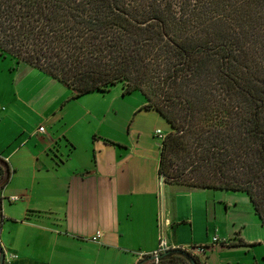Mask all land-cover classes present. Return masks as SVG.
<instances>
[{
	"label": "crops",
	"instance_id": "obj_1",
	"mask_svg": "<svg viewBox=\"0 0 264 264\" xmlns=\"http://www.w3.org/2000/svg\"><path fill=\"white\" fill-rule=\"evenodd\" d=\"M102 101L97 92L74 97L38 68L0 57V158L10 170L0 190L6 264H137L162 239L201 264H264V228L250 217L252 204L251 223L238 212L248 196L164 183L161 143L147 139L163 118L145 101L117 129L114 103ZM97 232L103 236L93 242Z\"/></svg>",
	"mask_w": 264,
	"mask_h": 264
},
{
	"label": "trees",
	"instance_id": "obj_2",
	"mask_svg": "<svg viewBox=\"0 0 264 264\" xmlns=\"http://www.w3.org/2000/svg\"><path fill=\"white\" fill-rule=\"evenodd\" d=\"M7 56L74 97L140 92L169 126L164 183L244 192L264 228V0H0Z\"/></svg>",
	"mask_w": 264,
	"mask_h": 264
},
{
	"label": "rangeland",
	"instance_id": "obj_3",
	"mask_svg": "<svg viewBox=\"0 0 264 264\" xmlns=\"http://www.w3.org/2000/svg\"><path fill=\"white\" fill-rule=\"evenodd\" d=\"M122 92H123L122 86L117 84V85L113 86L109 92L103 94L105 101H102V105L103 106L105 105V107L108 104L114 103L112 109H114L116 111L115 124L117 126V129L120 128L122 125H124L126 123V121H128L127 124L130 123L131 118L134 116L133 113L135 112V110L133 111V109H135L137 107V105H141L142 103H144L146 101L144 96L140 92H133L132 94H129L126 96H123ZM131 112L133 115L129 118V114H131ZM111 114L112 115L114 114L113 111L111 112ZM158 120H159V123H157L156 125H154L153 122H150V123H152V125H154L152 128V131L155 132V129H160L164 133V131L169 129L167 122L161 118H159ZM147 139L150 142H152V144H156V145H158L162 142L161 137H157L155 135L154 136L148 135ZM237 196H240V195H237ZM247 200H248V203L246 206H244L243 203L239 202L238 212L240 214H242L247 219V222L249 219L250 223L252 222V219L250 220V217L253 218L252 216H254V220H256V222H258L257 223L258 226L261 227L259 218L255 215V211H253V209H251V216L249 215V209H247V206L249 207L251 203H250L249 199H247ZM227 201H229V200H227ZM221 206H222L221 207L222 213H224L225 207L223 205H221ZM242 215H241V217H242Z\"/></svg>",
	"mask_w": 264,
	"mask_h": 264
},
{
	"label": "water",
	"instance_id": "obj_4",
	"mask_svg": "<svg viewBox=\"0 0 264 264\" xmlns=\"http://www.w3.org/2000/svg\"><path fill=\"white\" fill-rule=\"evenodd\" d=\"M162 179H163V177H162ZM171 255L184 256L189 261L190 264H198L196 258L193 255H191L186 250H182V249H168L158 256H148L146 258H143L137 264H146L148 262H158L159 260H161L165 257H169ZM0 264H5V254H4V251L1 248V246H0Z\"/></svg>",
	"mask_w": 264,
	"mask_h": 264
},
{
	"label": "built area",
	"instance_id": "obj_5",
	"mask_svg": "<svg viewBox=\"0 0 264 264\" xmlns=\"http://www.w3.org/2000/svg\"><path fill=\"white\" fill-rule=\"evenodd\" d=\"M38 132H39V133H44V127L41 126V127L38 129ZM155 136H157V137H161V140H163V138L165 137V135L163 134V132H162L161 130H156V131H155ZM102 236H103V235H102L101 232H97V233L91 238V240H92L93 242H99V240H100V238H101ZM213 242H214V243H217V242H219V239H218V238H213ZM167 249H168V248H167V246H166V242H165V240L162 239V240L160 241L159 248H158L157 252H155V254H154L153 256H158V255L162 254L163 252H165ZM197 250L200 251V252H202V251H203V248H198ZM13 258H14L13 256L10 257V259H13Z\"/></svg>",
	"mask_w": 264,
	"mask_h": 264
}]
</instances>
